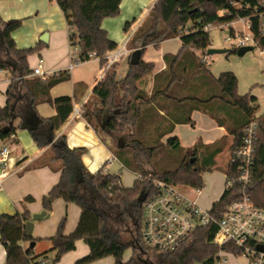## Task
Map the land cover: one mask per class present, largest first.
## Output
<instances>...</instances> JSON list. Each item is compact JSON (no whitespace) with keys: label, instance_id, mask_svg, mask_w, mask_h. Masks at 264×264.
I'll return each mask as SVG.
<instances>
[{"label":"trees","instance_id":"obj_1","mask_svg":"<svg viewBox=\"0 0 264 264\" xmlns=\"http://www.w3.org/2000/svg\"><path fill=\"white\" fill-rule=\"evenodd\" d=\"M123 0H59L57 3L64 12L70 30V42L80 48V57L85 58L92 51L101 57V65L106 63V54L117 48L118 43L112 39L103 23L106 18H114L121 14ZM257 0H158L150 13L137 29L130 41L131 49L142 50V57L149 45L159 46L161 42L181 37L182 49L177 55H166L168 64L165 71L169 77L167 86L160 89L155 86L150 96L141 85L153 73L154 64L141 61L130 67L127 75L118 80L113 69H110L92 96L84 105V116L87 121L104 136L115 139L123 134L128 139L123 145L120 141L115 144L114 153L122 164L139 174L152 173L154 178L177 184L183 187L203 188L202 173L217 168L218 156L223 150V141L211 145L196 144L192 148H183L178 137H171L165 143L159 136V143L146 146L136 137L144 110L151 107L157 110V98L161 95L172 97L170 91L175 83L185 81L186 74L194 72L202 77L207 74L219 88L220 92L203 98L187 95L177 99L183 105H189V114L176 119L175 123H191L193 110H202L212 116L221 126H226L234 136L231 151L243 141L245 127L253 119L258 121V141L254 182L249 192L256 206L264 208V113L258 116V98L251 92L238 93V77L232 71L222 72L217 78L212 77L204 60L211 46L210 31L204 30V25L225 24L241 17H249L251 31L254 33L256 47L264 51V18L256 12ZM263 9H261L262 11ZM22 19L5 20L0 15V69L12 72V82L7 90V103L0 105V139H6L16 133L18 127L14 122L22 112L17 102L29 100L27 113L37 115L36 106L39 103H51L56 108V114L47 120L50 123V137L59 129L74 110L76 98L61 96L52 98L51 89L70 79L67 72L52 75L43 80L30 76L32 70L28 64V56L42 49L43 43L34 47L18 48L13 33L22 26ZM192 25L193 31L181 33L187 26ZM129 26V23L126 27ZM235 47L228 50L236 54ZM10 59H6L5 54ZM201 53V55H199ZM131 55L129 56V60ZM89 102H93L90 106ZM169 125L167 132H172L175 123ZM105 125V128H103ZM28 128L38 145L44 141L40 138L41 129ZM160 149L182 152L183 160L173 170L150 172L146 165L151 166L154 155ZM87 148L69 147L65 136L58 140L43 154L37 166H49L53 170H62L59 183L44 197L46 210L52 209V203L62 198L68 203H76L82 209L81 219L77 229L70 235L64 234L67 217L65 216L55 237L51 239L52 250L56 255L51 264H56L68 252L76 249V242L83 240L90 252L78 259L75 264H89L114 256L116 262L122 263L124 252L133 248V255L128 264H216L219 246L214 244L215 225L202 227L177 250L160 252L147 247L143 241L141 227L143 220L144 201L157 195L159 187L153 180L136 179L132 187H125L120 174L106 173L100 169L91 172L84 163ZM195 158V160H193ZM228 169V163L227 167ZM237 197V190L225 192L220 201L215 204L213 214L217 218L223 216L225 208ZM32 201V196L24 199ZM143 201V202H144ZM117 217L127 220L131 227L132 238L125 241L118 230L111 226ZM30 218L25 213L0 214L1 242L6 249L8 264H40V256L33 254L32 247L24 243L34 242L35 239L27 234L25 222ZM237 254L241 250L232 244L225 246ZM46 262L49 259L44 256Z\"/></svg>","mask_w":264,"mask_h":264},{"label":"crops","instance_id":"obj_2","mask_svg":"<svg viewBox=\"0 0 264 264\" xmlns=\"http://www.w3.org/2000/svg\"><path fill=\"white\" fill-rule=\"evenodd\" d=\"M156 2L157 0H123L121 4V14L117 17L106 18L104 20L103 26L108 30L110 37L117 41L118 48L126 44L129 50L131 38L142 25ZM41 4V1L38 0H0V15L5 20L22 19V26L13 33L18 48H29L36 46L38 43H45L41 40V37L45 34V31H48L49 41L46 44L50 46L45 50L41 49L36 52L37 55L35 57H33V54L29 55V67L33 72L34 68L39 65L42 59L43 70L50 72V76L64 72L69 73L70 79L55 85L51 89L50 94L52 98L71 96L77 99L75 105L80 104L84 107L85 103L92 96L95 88L110 69H113L118 80L127 75L131 58L126 62L127 57H124L113 67H109L106 63L102 66L101 60L91 59L69 71L68 67L72 56L71 42L69 39L70 30H68L69 25L66 16L57 3V5L51 7L54 17L44 22H38L34 16L40 13ZM128 23L129 26L126 27ZM26 27L32 31L33 35L31 41L23 45L21 44L23 43V39H20L18 34ZM64 30H67L66 37L62 39L58 38L60 32ZM182 45L181 37L177 36L161 42L159 46L149 45L146 47L142 59L145 62L154 64L153 73L141 85L148 96L152 94L155 86H158L160 89L167 86L169 77L165 75L168 66L165 56L177 55L182 49ZM210 47L214 46L211 45ZM260 55L261 57L264 56V51L261 49ZM5 56L6 59H10L7 53ZM208 69L212 77H218L209 67ZM30 76L40 77L36 75ZM12 79L11 70L0 69L1 106H5L7 103L8 97L6 93L11 85ZM219 92V88L207 74L204 73L203 75L202 73V77H200L199 74L194 72L188 73L186 74L184 82L175 83L172 86L170 93L174 98L161 95L157 98L155 107L157 110L151 107H147L144 110L143 118L139 125L140 129L138 130L143 131L147 136H158L163 134L164 137L162 140L164 142L171 137H178L183 148H192L199 143L211 145L218 141H223V150L218 158L221 155H225L226 163L224 166L219 167L224 168L226 171L232 149L231 147L234 143V136L229 133L226 126H221L212 116L202 110H193L191 112L194 124L174 122L176 119L187 116L190 109L189 105L180 104L177 102V99L187 95H196L206 98ZM255 96L258 98L259 104V96ZM17 104L22 112L21 117L17 118L14 122L18 129L11 137L0 139V152L4 146L10 148V154L6 165L1 167L0 164V174L2 175V186L0 187V214H14L16 212L25 213L28 211L30 214L28 220H31L35 214L42 212L47 213L46 218L43 220L34 221L32 234L30 236L35 239L34 247H32L33 254L35 256L45 254L44 256L49 259L47 264H51L52 259L56 255V251L52 250L53 244L51 239L56 236L62 219L65 216L67 217L64 234L68 236L77 229L81 219L82 209L76 203H68L62 198H57L53 201L50 211L45 209L43 199L59 183L62 170H53L49 166H37L43 154L59 137L65 136L69 147L75 148L84 146L87 148V153L84 155L83 159L85 165L91 172L96 173L100 169H103L104 172L110 171L112 174H120V170L127 167H121L122 162L118 160L114 163L118 166L117 168L119 171L118 169L112 170V165H114V163L109 166L108 161L113 155H116L111 145L106 137L100 135L96 131L84 115L78 118L71 113L66 122L48 137L50 123L44 119L53 117L56 114V108L53 104L47 102L39 103L36 106L37 116L41 119L38 127V129H41L40 138L44 141L42 146L38 145L30 130L22 127L25 124L29 125L31 116L34 114L27 113V111H29L28 106L30 101L23 100L21 97V100H19ZM172 122L175 123L174 129L172 132H167ZM138 174L139 173H137V175ZM121 182L123 184L122 176ZM205 188L206 185L203 189ZM27 196H32L33 200L26 202L24 199ZM24 246L31 247V243H24ZM89 252V246L82 239L78 240L76 242V249L66 253L56 264H75L78 259L87 255ZM44 256H40L39 260L44 259ZM243 260L244 263L241 264H247L246 260ZM227 261L223 264H234L227 263ZM115 263V258L110 261L103 258L89 264ZM0 264H8L6 249L1 242V234Z\"/></svg>","mask_w":264,"mask_h":264},{"label":"built area","instance_id":"obj_3","mask_svg":"<svg viewBox=\"0 0 264 264\" xmlns=\"http://www.w3.org/2000/svg\"><path fill=\"white\" fill-rule=\"evenodd\" d=\"M256 12L264 18V0H257ZM240 22L244 23L246 28L242 32L235 28L231 29V35L227 38L232 41L231 48L239 49L250 45L256 47L249 17H241L220 25L207 23L203 28L205 31H211L214 27L222 28L227 25L233 27L235 23ZM191 31H193V26L189 25L181 33ZM262 33L264 34V29ZM126 46L125 44L123 47H117L106 54V64L109 67L115 66L122 58L129 55ZM71 56L69 71L85 61L101 60L96 51L90 52L85 58L80 57V48L73 42H71ZM206 59L207 56H204L205 61ZM42 63L41 59L31 75L40 76L45 80L50 76V72L43 70ZM72 114L78 118L82 117L84 115L83 105H75ZM258 125L257 119L250 121L245 127L242 143L230 153L228 169L225 171L224 193L236 189L237 197L225 208L221 218L213 214L215 204L221 198L208 209L200 205L198 196L204 187H187L186 189L194 192V196L181 188L182 186L154 178L152 173L137 175L140 180H153L160 189L157 195L143 202L141 233L147 247L160 252H172L180 248L198 229L215 225L216 231L212 242L219 246L216 264L225 263L230 256L243 258L247 264H264V208L255 205L249 192L255 177ZM9 154L10 148L4 146L0 152L1 167L6 165ZM118 160L113 155L108 165L111 166ZM121 167L124 165L122 164ZM105 172L111 173L110 171ZM1 186L2 175L0 174ZM228 244L241 250V253L237 254L225 248ZM39 262L47 264L43 259Z\"/></svg>","mask_w":264,"mask_h":264},{"label":"rangeland","instance_id":"obj_4","mask_svg":"<svg viewBox=\"0 0 264 264\" xmlns=\"http://www.w3.org/2000/svg\"><path fill=\"white\" fill-rule=\"evenodd\" d=\"M41 1L40 6V13L35 15L34 17L36 20L39 21H46L51 17H54L53 12L51 11V7L57 5L56 0H38ZM64 17V15L62 14ZM64 19V18H63ZM69 25V24H68ZM235 28L237 31L242 32L245 30L244 23H236L233 27L227 25L225 27L219 28L214 27L210 31V40L211 45L214 48L219 49H231L232 41L227 40L228 37L231 35V29ZM76 31V28H72L68 26V30ZM48 33V31H45ZM67 30L61 31L58 38L66 37ZM33 33L30 31L28 27L21 30L18 34L20 39H23V43L21 44H28L27 42L31 41ZM39 40V37H38ZM52 45V43H51ZM50 45L43 43L42 49L45 50ZM129 55L127 56L126 62L129 61V56L133 52L131 46L129 45ZM37 54L36 52L33 53V57ZM201 55V53H199ZM207 56V65L212 70V72L219 76L222 72L225 71H232L238 77V93L245 94L247 92H251L252 94L259 96V104L260 109L258 111V116L264 113V56L261 57L260 49L258 47H254V50L247 52L243 56H239L238 54H229L228 52L225 53H214L208 54ZM2 78V77H1ZM90 106L93 102H89ZM140 129V126H138ZM137 129L136 137L144 142L146 146H153L159 143V136H147L143 131ZM109 144L111 145L112 150L115 149V144L117 142H121L123 145L126 144L127 138L123 134L116 135L115 139H111L110 137L106 138ZM167 141H165L166 143ZM183 160V154L180 151L173 150L169 151L167 149H160L153 157L151 166L146 165L147 169L150 172H163L164 170H173L176 169L181 161ZM116 163V162H115ZM112 165V170L118 169L117 165ZM226 163L225 155H221L218 158L217 168H213L212 170L205 171L202 173L203 182L206 185V188L203 189V192L198 196L199 203L205 208H210L211 205L218 201L223 192H224V168L219 166H224ZM119 171V169H118ZM122 176L123 184L125 187H132L134 181L137 179V173L129 168H122L119 172ZM191 195H194L192 190L186 189L187 187H181ZM195 196V195H194ZM111 226L114 230H118L125 241H129L132 238V233L130 230V223L127 220H121L115 217L112 222ZM81 250V249H80ZM134 251L133 248H128L123 255V264H128V261L132 257ZM114 257L107 256L104 259L110 261ZM103 259V258H102ZM53 260V259H52ZM227 263H236L241 264L244 263L243 258L240 257H229L227 259ZM98 261V260H97ZM200 264V263H198Z\"/></svg>","mask_w":264,"mask_h":264},{"label":"water","instance_id":"obj_5","mask_svg":"<svg viewBox=\"0 0 264 264\" xmlns=\"http://www.w3.org/2000/svg\"><path fill=\"white\" fill-rule=\"evenodd\" d=\"M41 40L45 43H48V41H49L48 33H45L44 35H42ZM252 50H254V46H251V45L241 47L237 50V54L239 56H243L244 54H246L247 52H250ZM227 51H228V49H219V48L209 47V49L207 50V53L208 54L225 53ZM141 57H142V50L140 48L134 50L132 55H131V60H130L131 64L132 65L138 64L141 61ZM40 122H41V119L37 115L32 114L31 120L29 121V125L32 129L37 130ZM103 128H105V125H103ZM193 160H195V158ZM144 199H145V197H139V201L141 203H143ZM46 216H47V213L42 212V213L33 215V218L31 220L26 221L25 228H26L27 233L29 235L32 234L34 221L43 220L44 218H46ZM31 247H34V242L31 243ZM115 264H123V263L116 262ZM144 264H147V263H144Z\"/></svg>","mask_w":264,"mask_h":264}]
</instances>
